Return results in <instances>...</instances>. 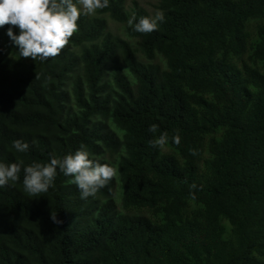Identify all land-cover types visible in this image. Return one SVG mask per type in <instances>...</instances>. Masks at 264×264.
<instances>
[{
  "label": "trees",
  "instance_id": "obj_1",
  "mask_svg": "<svg viewBox=\"0 0 264 264\" xmlns=\"http://www.w3.org/2000/svg\"><path fill=\"white\" fill-rule=\"evenodd\" d=\"M155 1L157 30L109 0L47 60L0 27V162L85 145L117 168L82 199L59 169L30 197L22 166L0 187V264H264V0Z\"/></svg>",
  "mask_w": 264,
  "mask_h": 264
},
{
  "label": "clouds",
  "instance_id": "obj_2",
  "mask_svg": "<svg viewBox=\"0 0 264 264\" xmlns=\"http://www.w3.org/2000/svg\"><path fill=\"white\" fill-rule=\"evenodd\" d=\"M109 6V0H0V27L9 25L8 36L19 47L24 58L47 60L58 56L67 47L70 38L78 31V20L82 14L92 15L97 10ZM164 21L162 12L153 16H142L136 21L133 14L127 21L129 27L140 33H151ZM19 29V34L13 32ZM158 126H149L151 133H156ZM168 134L161 133L149 141L153 147L163 148ZM176 144L180 143L177 133L173 136ZM18 152H26L29 144L20 139L13 141ZM24 161L12 163L0 162V187L20 179ZM57 169L65 176H71L81 193V198L94 196L116 175L117 168L109 162H100L90 158L85 145L75 153L65 156H51L48 162L33 161L23 166V187L30 197H40L53 186ZM194 186V185H193ZM50 218L56 225L63 221L57 218V212L51 211Z\"/></svg>",
  "mask_w": 264,
  "mask_h": 264
},
{
  "label": "rangeland",
  "instance_id": "obj_3",
  "mask_svg": "<svg viewBox=\"0 0 264 264\" xmlns=\"http://www.w3.org/2000/svg\"><path fill=\"white\" fill-rule=\"evenodd\" d=\"M126 7L132 9L135 5H139L146 10H148L151 14H155L158 10L155 8V0H124Z\"/></svg>",
  "mask_w": 264,
  "mask_h": 264
}]
</instances>
